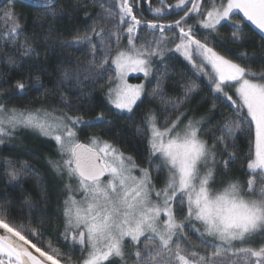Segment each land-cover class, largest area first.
Returning <instances> with one entry per match:
<instances>
[{"label": "snow or ice", "instance_id": "snow-or-ice-1", "mask_svg": "<svg viewBox=\"0 0 264 264\" xmlns=\"http://www.w3.org/2000/svg\"><path fill=\"white\" fill-rule=\"evenodd\" d=\"M42 3L45 7L53 6V0H42ZM186 3L187 0H177L176 7ZM119 7L120 23H127L125 48L119 47L120 35L112 33L103 46L104 55L96 62L93 35L105 40L101 35L105 28L95 26L90 33L77 35L70 45L90 46L93 62L102 70L94 73L96 76L111 71L114 66L117 82L109 87L110 103L120 112L132 113L144 85L128 84L125 77L129 72H140L147 78L151 75L152 58H163L165 37H161L155 47L148 42L138 46L134 36L137 28L146 23L147 28L159 29L161 33L166 28L179 29V43L174 50L180 52L200 76L207 77L214 94L213 109L215 102H220L231 110V116L219 129L221 134L211 131L209 143L202 138L209 135V130L200 127L203 118L189 120L180 127L182 114L175 119L165 116L164 123L160 124L156 114L149 113L144 121L146 127L138 129L147 140V166L141 167L132 156H126L99 137H91L89 144L79 142L77 127H94V122H85L82 117L69 116L66 112L54 116L46 109L6 108L9 97L0 100V144L18 129L37 131L55 141L61 159L49 163L57 175L63 178L66 174L69 180L65 185L68 195L64 201L62 235L78 245L82 254L86 253L82 264H264V240L253 246L258 237H264V56L258 61L260 70L254 71L249 61L257 62L255 56L241 53L238 56L241 62L230 59L207 41L198 39L192 26L183 24L190 12L197 13L196 20L201 28L208 30L205 34L208 35L218 32L217 26H222V21H231L230 39L236 43L243 38L245 22H250L264 41V0H221L218 6L211 3L210 9H203L199 0H191V8L184 10V16L169 24L143 22L133 14L129 0H120ZM105 11L110 17L111 10ZM155 12L159 14L161 9L156 8ZM3 15L11 22L8 35L13 40L8 43L14 45L15 38L22 34L23 25L14 7ZM126 18H130V22ZM112 36L116 43L114 54ZM260 47L264 49V44ZM33 56L38 53L33 44L25 40L19 44V58L10 55L6 63L16 68ZM197 58L199 63L194 62ZM35 80L39 83V76ZM108 82L111 85L112 78ZM14 88L17 90L14 95L26 91L25 83L20 81ZM195 89V83L186 86L184 99L173 104V110ZM231 89L235 98L229 95ZM102 119L103 114L97 117V120ZM242 132H247L251 145L246 160L249 179L246 184L229 180L217 187L219 166L227 171L229 164L235 162L234 142L237 133ZM229 140L233 141L232 152H228ZM218 145L227 159L217 160ZM0 167L9 183L19 181L32 171L23 165L17 169L11 160ZM137 169L139 175L134 174ZM153 171L157 178L162 173L167 174L163 187H156ZM105 176H108L106 181ZM75 193L80 194L79 200ZM0 230V264H73L71 259L62 260L60 252L51 245L49 250L38 246L32 239L39 238L36 229L26 231L23 225L13 224L3 214H0ZM190 232L197 234L200 244L186 250L183 243L190 239ZM141 237H147L143 249L137 247ZM199 246L210 248L211 254L206 256L195 251ZM128 247L132 251H127Z\"/></svg>", "mask_w": 264, "mask_h": 264}, {"label": "trees", "instance_id": "trees-1", "mask_svg": "<svg viewBox=\"0 0 264 264\" xmlns=\"http://www.w3.org/2000/svg\"><path fill=\"white\" fill-rule=\"evenodd\" d=\"M200 1L205 4L208 0ZM129 3L133 7V14L143 22L169 24L184 16V10H176L177 0H129ZM220 3L221 0L215 2L217 6ZM102 4L104 7H101ZM119 4L120 0H56L52 7L34 8L13 4L0 9V92L3 93L0 100L11 97L7 99L6 108H46L61 115L66 112L69 116H80L85 122L92 121L96 126L77 127L79 142L89 144L91 137H99L113 144L125 155L132 156L141 167L147 166V140L138 129L146 127L144 121L149 113H155L160 124L164 123L165 116L175 119L177 115L184 113L196 120L203 118L201 128L209 130V135L204 137L211 143V131H215L216 135L221 134L219 129L225 119L231 116V110L220 102H215L213 109L214 94L210 91L211 85L207 77L200 76L184 57L175 53V46L155 63L153 82L143 101L130 114L117 112L109 102L108 90L115 81L114 67L112 66L111 71H104L103 75L96 76L94 73L102 70L93 62L90 46H70L77 35L90 33L95 26L97 29L105 28V32L101 34L105 40L93 35L96 62L104 55L103 46L112 33L120 35L119 47L125 48L127 23H120ZM13 7L15 15L23 25L22 34L15 38L14 45L8 43L13 40L8 35L11 22L3 15ZM156 8L161 9L159 14L155 12ZM190 8L191 2L187 6V9ZM105 9L111 10L110 17H107ZM53 11L57 14L52 15ZM126 21L130 22V18H126ZM183 24L185 27L192 26L197 37L206 36L217 52L230 59L241 62L238 60L241 53H247L249 57L255 56L257 62L249 63L254 71L260 70L258 61L264 56V49L260 46L264 41L250 25L245 23L243 38L233 43L230 39L233 26L230 24L223 25L218 32L205 35L207 32L200 28L195 13L191 12ZM171 35L178 38L179 29H169L161 33L159 29L147 28L146 23H142L134 33L138 46L145 42L155 46L158 39ZM25 40L33 44L38 56L24 60L16 68H10L6 63L7 57L13 55L19 58V44ZM174 44L173 40L172 45ZM112 48L114 54L115 36H112ZM36 76H39V83L35 80ZM109 78H112L111 85ZM18 81L25 83L26 91L14 95L17 92L14 85ZM192 83L196 85L195 91L177 110H173L172 105L184 99L185 87ZM101 114L103 119L97 120ZM228 144V152H232L233 141L229 140ZM234 147L235 162L229 164L227 171L222 167L223 176L226 181L236 180L246 184L249 179L246 160L251 147L247 132L237 133ZM19 152L12 154L7 147L0 151V165L11 160L17 169L23 165L32 170L19 181L9 183L0 167V210H4L0 214L15 225H23L26 231L36 229L40 233L39 238L32 239L38 246L49 250L51 245L52 249L60 252L62 260L71 259L73 264H77L79 247L65 240L62 235L64 227L60 215V199L57 198L62 192L63 184L69 180L66 174L61 178L49 165V161L61 159L58 146L55 141L33 140L27 149ZM227 158L224 153V159ZM162 177L163 173L157 178L153 171L156 184H161ZM189 236L191 245L184 241L183 247L193 250V246L199 245L200 241L192 233ZM143 242L138 246L141 249ZM194 250L206 256L211 254V249H205L204 246L195 247Z\"/></svg>", "mask_w": 264, "mask_h": 264}, {"label": "rangeland", "instance_id": "rangeland-1", "mask_svg": "<svg viewBox=\"0 0 264 264\" xmlns=\"http://www.w3.org/2000/svg\"><path fill=\"white\" fill-rule=\"evenodd\" d=\"M206 1V0H205ZM217 0H208L207 2H205V4H202V1H200V4H201V7L203 8V9H210V7H211V3H215ZM190 0H187V3L185 4V5H183V6H181L180 8H177L176 7V10H178V11H183V10H185L186 8H187V6L190 4ZM224 2H226V0H224ZM195 15L197 16V15H199V14H197V13H195ZM203 15H206V13H203ZM246 24H248V25H250V22H245ZM221 24H222V26L223 25H225V24H230V25H232V23H231V21H229V22H221ZM200 26V25H199ZM222 26H220V25H218L217 27L218 28H221ZM251 26V25H250ZM255 31H257L258 33H259V31L258 30H256L255 28H254V26H251ZM201 28V27H200ZM202 30H204V31H206L207 33H208V30H206V29H203V28H201ZM212 33H214V32H212ZM211 33V34H212ZM260 34V33H259ZM261 35V34H260ZM198 39H201L202 41H207L208 43H209V41H208V39L206 38V36H201V37H197ZM175 41V44L174 45H172L173 44V40ZM161 39H158V41H156L155 43H157V42H159ZM177 43H179V39L178 38H176V36L175 35H171V36H166L165 37V39H164V41H163V44H164V54H168L169 52H171V50H169V49H171V47H174ZM172 45V46H171ZM153 47H155V46H153ZM175 53H177V54H179L180 56H182V57H184L180 52H176L175 51ZM160 59V57H153L152 58V60H151V65H152V70H151V75L150 76H148L147 78H145L144 77V75H143V73H140V72H129L128 74H127V76L125 77V79H126V81H127V83L128 84H132V85H138V84H143L144 85V91H143V93H142V95H141V99L140 100H138L137 101V103H136V105H134L133 106V111L135 110V108L143 101V99L145 98V96H146V94H147V91H148V87L152 84V82H153V79H154V72H155V63L156 62H158V60ZM161 60V59H160ZM195 63H199V58H197L195 61H194ZM114 67V66H113ZM114 70H115V68H114ZM207 70H210V69H206V71ZM138 78H140V79H142L141 81H133V79H138ZM116 80L114 81V84L111 86V87H114L115 86V84H116ZM229 95H233L234 96V98H235V93H234V89H231V90H229ZM110 102V101H109ZM111 104V103H110ZM111 106L115 109V107L111 104ZM43 109H46V108H43ZM48 112H50V113H53V115L54 116H61V114H58V113H56V112H54V111H52V110H50V109H46ZM117 112H119V113H122V114H130V113H128V112H120L119 110H117V109H115ZM157 116V115H156ZM157 119H158V117H157ZM181 120H182V125H180V127H182L183 126V124H187V122L189 121V120H196V119H194V118H190L189 116H187V114H182L181 115ZM198 120V119H197ZM158 122H159V120H158ZM200 127H201V125H200ZM203 139H206L204 136L202 137ZM77 139H79V137H78V134H77ZM33 140H37V141H54V140H52V139H50V138H48V137H44V136H42L39 132H37V131H33V130H30V129H18L15 133H14V135L13 136H11V137H9V138H6L5 139V143L4 144H0V151L2 150V149H4L5 147H7L8 148V150H9V152L10 153H12V154H17V153H20L19 151L20 150H25V149H27L28 148V144L31 142V141H33ZM206 140H208V139H206ZM209 142V141H208ZM89 143H90V140H89ZM210 143V142H209ZM127 156V155H126ZM221 159H224V153H223V151H222V148H221V146H217V160L219 161V160H221ZM49 164V163H48ZM51 167H52V165L51 164H49ZM134 174H136V175H139V171H138V169L137 170H134ZM223 171H222V165H220L219 166V170H218V174H217V176H216V182H217V187H220V186H222L224 183H226L227 181H226V179L224 178V176H223ZM166 173H163V177H162V180H161V184L160 185H158V184H156V182H155V180H154V178H153V182L156 184V187L157 188H160V187H163V183H164V180L166 179ZM106 181V180H105ZM67 183H69V182H66V183H64L63 184V188H62V192L60 193V194H58V197L57 198H59L60 200H59V208H60V215H61V218H62V222H63V227H64V215H63V210H64V201H65V199L67 198V195H68V193H67V191H66V189H65V185L67 184ZM71 183H72V186H73V189L75 188V184H76V182H75V180H73V181H71ZM75 195H76V199H80V194L79 193H75ZM162 219H163V217H162ZM190 233H192V234H194V235H196L197 236V234L196 233H194V232H190ZM146 238L147 237H141V243L143 242V241H145L146 240ZM208 239H211V238H208ZM261 240H264V237H258L257 238V240L256 241H254L253 242V246H258L259 245V243H260V241ZM69 241H71V240H69ZM188 244H190L191 245V241H189V240H187L186 241ZM72 243V242H71ZM157 243H158V241H157ZM236 243H238V242H236ZM141 245V244H140ZM76 246H78V245H76ZM139 245H137V247H138ZM79 247V246H78ZM127 251H132V249H131V247H128V249H127ZM82 256H86V253H84V254H82L80 251H79V261H80V263L82 264Z\"/></svg>", "mask_w": 264, "mask_h": 264}, {"label": "flooded vegetation", "instance_id": "flooded-vegetation-1", "mask_svg": "<svg viewBox=\"0 0 264 264\" xmlns=\"http://www.w3.org/2000/svg\"><path fill=\"white\" fill-rule=\"evenodd\" d=\"M56 0H53V3ZM17 4L27 7H45L42 3V0H0V9L9 7L10 5Z\"/></svg>", "mask_w": 264, "mask_h": 264}, {"label": "water", "instance_id": "water-1", "mask_svg": "<svg viewBox=\"0 0 264 264\" xmlns=\"http://www.w3.org/2000/svg\"><path fill=\"white\" fill-rule=\"evenodd\" d=\"M153 30H156V29H153ZM166 30L168 31L169 29L166 28V29L164 30V32H165ZM84 144H86V143H84ZM103 179H104V180H107V179H108V176H105ZM0 232H2V230H0ZM32 251L35 252L34 249H33ZM35 254H36L37 256L39 255L38 253H35ZM48 264H51V262H48Z\"/></svg>", "mask_w": 264, "mask_h": 264}]
</instances>
